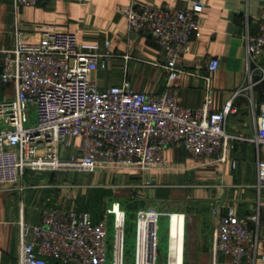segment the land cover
I'll use <instances>...</instances> for the list:
<instances>
[{"label": "built area", "instance_id": "obj_1", "mask_svg": "<svg viewBox=\"0 0 264 264\" xmlns=\"http://www.w3.org/2000/svg\"><path fill=\"white\" fill-rule=\"evenodd\" d=\"M14 1L32 7L40 0ZM202 9L200 2L189 8L144 3L125 8L123 14L130 31L147 33L161 48L162 66L173 78L178 60L199 35ZM246 50L249 56L264 54V12L246 37ZM2 53L0 80L13 86L14 95L0 101V186L18 185L29 171L60 167L85 173L138 171L153 181L152 172L167 167L165 151L176 143L193 158L226 162L236 136L225 125L236 112L238 91L221 111H214L209 94L199 107L189 108L169 86L162 93H147L133 90L124 79L101 88L93 75L104 67L106 55L81 44L74 33L50 26L43 27L36 48L18 43ZM217 67L212 59L208 71ZM256 127L252 141L264 147V101ZM72 139L77 140L73 146ZM257 181L264 186V159L257 164ZM114 205L107 213L114 214ZM213 212L214 253L230 256L232 264H254L257 247H264V207L260 218ZM114 215L111 242L106 219L94 223L78 210L42 207L37 223L22 225L18 264H106L110 254L113 264H122L124 233ZM124 215L121 211L123 222ZM158 216L153 208L136 212L135 264H156ZM145 223L154 233L145 230Z\"/></svg>", "mask_w": 264, "mask_h": 264}, {"label": "crops", "instance_id": "obj_2", "mask_svg": "<svg viewBox=\"0 0 264 264\" xmlns=\"http://www.w3.org/2000/svg\"><path fill=\"white\" fill-rule=\"evenodd\" d=\"M193 2L203 4L197 15L199 35L193 37L190 52L178 60L176 75L170 78L162 66L161 48L147 33L130 31L123 10L144 3L189 8ZM263 12L264 0H40L32 7L0 0V73L3 50L18 43L36 48L43 27L50 26L74 33L81 44L95 46L106 55L101 60L104 67L93 75L101 88L124 79L133 90L147 93H162L169 86L189 108L199 107L209 94L214 111H221L238 91L233 98L236 112L225 125L226 132L236 137L229 143L224 164L193 158L176 143L165 151L167 167L152 172L155 190L150 199L174 204L153 208L159 214L157 246L159 217L166 225L165 240L161 235L166 264H174L181 249L183 264H232L230 256L214 253V208L223 216L233 211L238 216L261 217L264 186L257 181V164L264 159V147L252 139L264 101V54L249 56L246 37L257 29ZM212 59L218 67L210 73ZM13 95V86L0 80V101ZM76 143L71 140L72 146ZM14 187L0 186V264H18L22 225L37 223L43 207L21 200ZM174 215L179 222L182 218L183 230L176 227L182 241L172 238ZM132 228L135 248L136 224ZM263 257L264 247L259 245L254 264H264Z\"/></svg>", "mask_w": 264, "mask_h": 264}, {"label": "rangeland", "instance_id": "obj_3", "mask_svg": "<svg viewBox=\"0 0 264 264\" xmlns=\"http://www.w3.org/2000/svg\"><path fill=\"white\" fill-rule=\"evenodd\" d=\"M147 175L129 170H97L92 173H85L60 167L54 170L29 171L18 185H14L13 190L21 200L23 199L24 202L30 204L37 203L43 207L76 209L88 214L94 223L106 219L111 242L115 231V215L109 214L107 211L112 210L114 204H118L119 208H115L117 215H120V211L125 214L122 228L124 233L122 264H135L133 247L135 238L131 226L136 224V212L142 208L164 207L166 209L174 206L170 202H157L150 199L149 194L155 190V182L154 180L150 181ZM6 186L9 187L10 185ZM175 206L180 207L182 204H175ZM158 225L160 231L158 233V246L156 245V264H166V252L163 245L166 225L165 223L162 224L160 217ZM178 226L183 230L182 218L179 222V217L174 215L172 238L179 237L181 240L182 234H180L181 236L177 235L176 227ZM161 235L164 236V240ZM181 253L182 249L179 251L177 259L174 257V264H183ZM51 264L60 263L53 260ZM106 264H113L111 254Z\"/></svg>", "mask_w": 264, "mask_h": 264}, {"label": "bare ground", "instance_id": "obj_4", "mask_svg": "<svg viewBox=\"0 0 264 264\" xmlns=\"http://www.w3.org/2000/svg\"><path fill=\"white\" fill-rule=\"evenodd\" d=\"M61 165H65V164H61ZM119 208L118 207V205H114V210H113V213L114 214H117L116 212H115V208ZM121 211H120V215L118 216V221H117V226H118V228H119V230L121 231V229H122V226H123V220L121 219ZM148 226V227H147ZM144 228H145V230L147 231V229H148V232H151V231H154V229H152V227L148 224V223H145L144 224Z\"/></svg>", "mask_w": 264, "mask_h": 264}]
</instances>
